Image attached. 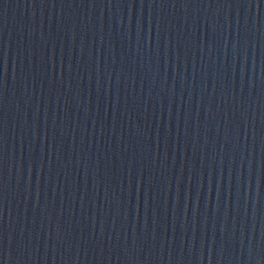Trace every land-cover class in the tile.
<instances>
[{
  "label": "water",
  "instance_id": "water-1",
  "mask_svg": "<svg viewBox=\"0 0 264 264\" xmlns=\"http://www.w3.org/2000/svg\"><path fill=\"white\" fill-rule=\"evenodd\" d=\"M0 264H264V0H0Z\"/></svg>",
  "mask_w": 264,
  "mask_h": 264
}]
</instances>
